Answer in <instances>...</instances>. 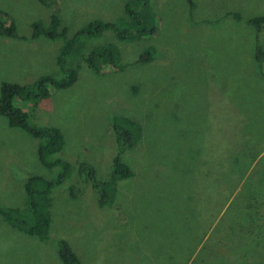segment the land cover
Here are the masks:
<instances>
[{"label": "rangeland", "instance_id": "374dc122", "mask_svg": "<svg viewBox=\"0 0 264 264\" xmlns=\"http://www.w3.org/2000/svg\"><path fill=\"white\" fill-rule=\"evenodd\" d=\"M189 1L128 0L131 16L125 0H46L57 4L67 40L94 21L112 22L126 39L117 41L114 29L79 35L66 58L79 69L77 82L30 109L34 126L59 130L62 149L52 158L70 170L49 195L48 239L0 216V264H63L58 240L79 264H264V62L254 56L264 50V27L244 22L264 17V0ZM0 10L20 36L0 37V86L55 76L64 39L31 37V24L47 25L55 9L0 0ZM144 26L148 34L138 36ZM101 48L107 53L92 59L94 69L82 62ZM146 52L149 60L141 59ZM115 116L139 128L120 154L131 175L115 179L101 205L105 198L81 182L77 165L112 179ZM6 122L0 116V206L33 224L24 182L51 181L60 167H43L39 140Z\"/></svg>", "mask_w": 264, "mask_h": 264}, {"label": "trees", "instance_id": "16d2710c", "mask_svg": "<svg viewBox=\"0 0 264 264\" xmlns=\"http://www.w3.org/2000/svg\"><path fill=\"white\" fill-rule=\"evenodd\" d=\"M145 1L148 2V0ZM186 1L190 2L189 0ZM37 2L47 9L52 7L55 10L50 11L47 25L40 22V19L31 24V37H44L51 41L64 39V44L57 58V66L60 68V71L55 76H42L36 83L30 86L3 82L0 86V116L7 119L6 123L8 127L20 129L34 139H38L39 143L36 148V154L39 163L48 169L60 167V172L51 181L46 178L43 180L38 176H30L24 182V192L27 197L26 205L28 202L27 211L36 215L37 219L35 223L26 225L23 221L17 222L18 220L14 218L15 215H19V209L15 208L0 206V216L8 224L16 226L27 235L34 236L43 241L48 239V231L50 229L49 214L48 211L46 212L50 203L49 195L56 186L61 185V182L65 180V175L70 170V164L62 161L63 159L61 158H52L54 154L62 149L63 141L59 130L55 127L34 126L30 121V109L43 101L49 102V98L54 91L69 89L77 82L79 69L69 66L66 58L73 52L79 35L101 34L105 30L114 29L116 31L115 39L122 41L126 39V34L125 30H116V25L112 22L94 21L77 31L73 38L67 40L66 35L68 30L61 25L58 9H56L57 4L49 6L46 0H37ZM124 7L125 14L135 15V10L128 6V0H125ZM226 17H232L237 22L241 21V16L237 13H228ZM244 22L254 26L257 32L260 26L264 27V17H253ZM148 30L149 28L144 26L143 29L139 30L138 36L147 35ZM154 31L155 26L151 33L153 34ZM0 37L14 39L20 37L17 32L16 22L8 12L3 10H0ZM107 48L111 52L115 51L112 44L108 45ZM148 52L145 55L143 54L141 59L149 60L151 55ZM106 53V48L98 49L88 55V58L85 59L86 62H82L87 64L89 68L94 69L95 65L92 59L104 57ZM84 54L87 55V52ZM147 55L150 56L146 57ZM254 56L259 64L264 62V50L257 49ZM121 67H124V65H121ZM110 123V130L118 148L110 165V177L112 179H108L105 182L100 181L95 177V170L90 164L84 162L77 165V171L82 176L81 182L91 184L93 191L102 194V197L105 198V201H100L101 205H105L110 201L111 196L108 194V191L111 190L110 188H115V179L127 178L131 175L130 168L122 161L120 154L123 149L132 147L137 138L134 130L139 128L138 122L127 116H115ZM71 192L74 197H78L80 194V192L73 190ZM56 244L58 246L59 259L63 264H79L76 255L65 241L58 240Z\"/></svg>", "mask_w": 264, "mask_h": 264}]
</instances>
